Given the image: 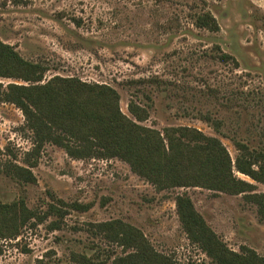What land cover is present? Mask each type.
Instances as JSON below:
<instances>
[{"label":"rangeland","instance_id":"obj_1","mask_svg":"<svg viewBox=\"0 0 264 264\" xmlns=\"http://www.w3.org/2000/svg\"><path fill=\"white\" fill-rule=\"evenodd\" d=\"M207 14L217 31L196 24ZM0 42L45 68L39 82L0 77L3 88L51 83L65 91L55 78L106 87L116 99L77 86L51 103L102 115L117 108L157 133L166 150L165 130L175 138V130H196L218 140L233 176L252 186L239 194L209 183L158 189L116 157L73 159L53 144L29 156L32 134L20 110L0 103V205L9 208L0 209V264H216L181 227L175 198L183 194L230 252L264 259V220L249 198L264 194V184L235 170L233 144L264 150V0H0ZM65 125L95 133L85 123ZM6 163L29 169L35 182L7 176Z\"/></svg>","mask_w":264,"mask_h":264},{"label":"trees","instance_id":"obj_2","mask_svg":"<svg viewBox=\"0 0 264 264\" xmlns=\"http://www.w3.org/2000/svg\"><path fill=\"white\" fill-rule=\"evenodd\" d=\"M196 24L198 27L217 31L216 22L209 14ZM0 53L1 63L7 66H0V77H13L33 82L41 80L45 71L43 66L24 61L11 47L1 42ZM219 58L223 62L231 60L235 63L226 54H221ZM9 64L11 66L8 67ZM10 67L17 70L13 71L15 75L9 73L12 71ZM53 81L61 83L65 91H55L51 88V83L28 87L8 85L5 88L0 84V103L11 104L19 109L26 129L32 134L33 148L29 156L37 157L45 144H53L73 159L119 158L129 165L133 173L158 189L190 185L213 188L211 184L216 186V189L230 194H239L252 189L251 185L233 176L228 153L218 140L188 129L175 130L179 133V137L175 138L171 135L173 131L165 130L166 150L163 140L157 133L128 121L117 108L102 115L84 111L70 101L61 105L51 103L52 97H59L57 92H64L63 96L70 98V89H76L77 86L85 95L116 99L117 95L111 89L103 86H88L79 81L74 83L72 79L55 78ZM128 109L137 120H140L141 110L138 107L129 103ZM68 121L71 124L85 123L89 127L88 130L93 127L95 132L93 137L70 132L69 127L65 125ZM180 138L188 139L189 143H183ZM233 144L238 152L235 170L264 184V150H251L236 141ZM187 154L190 156L188 162L185 159ZM28 165L32 168L36 165V161ZM191 165L198 167L194 177L185 174L186 166ZM3 170L7 176L19 182L26 184L35 182L31 171L27 168L6 163ZM191 180L195 182L188 183ZM249 198L254 200L258 208V216L264 220V194L250 195ZM175 206L187 238L197 244L216 264H264V259L258 258L251 251H247L245 255L230 252L207 227L187 195L177 196ZM12 207L23 212L20 205L13 204ZM70 207L76 211L87 209V206L80 204H73ZM50 208L61 216L58 209H54L53 206ZM0 209L9 208L7 205H0ZM25 220L23 218L22 222ZM123 240L124 243H128L127 236Z\"/></svg>","mask_w":264,"mask_h":264}]
</instances>
